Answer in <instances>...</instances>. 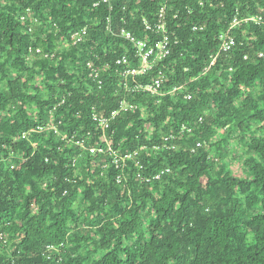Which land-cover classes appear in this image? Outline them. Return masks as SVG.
<instances>
[{"label":"trees","instance_id":"obj_1","mask_svg":"<svg viewBox=\"0 0 264 264\" xmlns=\"http://www.w3.org/2000/svg\"><path fill=\"white\" fill-rule=\"evenodd\" d=\"M96 1L0 0V264H264V23L234 31L237 45L212 63L219 36L237 17L264 18V0H172L165 23L179 44L137 79L164 72V97L126 92L115 65L127 56L139 66L123 29L161 40L146 22L163 0H116L112 10ZM83 28L86 41L73 45ZM125 96L137 109L112 123L111 145L149 151L142 170L130 162L122 174L109 154L76 143L105 148L93 110L109 113ZM183 126L194 132L176 151L153 150Z\"/></svg>","mask_w":264,"mask_h":264},{"label":"built area","instance_id":"obj_2","mask_svg":"<svg viewBox=\"0 0 264 264\" xmlns=\"http://www.w3.org/2000/svg\"><path fill=\"white\" fill-rule=\"evenodd\" d=\"M116 0H97L95 3V7L99 6H106L109 10H112L113 4ZM172 0H163V4L160 9L159 17L157 22L154 25H149L146 22L147 29L152 31L153 28L156 29L158 34L161 36V40L157 42L155 45L151 44L148 40H138L132 33L123 29L121 31V37L126 41L132 43L136 47L137 58L139 60L138 67H129V59L127 56H123L118 58L115 61V65L120 67L121 70L118 72L121 74V77L124 79L126 86V92H143L145 94H149L152 97L159 96L164 97L165 92H162L163 85L166 81V74L164 72H160L156 78H154L148 84H141L137 82L138 78L145 77L149 75L159 63L164 62L165 59H168L172 55L173 47L179 44L178 39L172 38V35L169 33V29L165 23L166 20V11L167 8ZM26 18L24 17L23 20ZM112 18H107V30L111 31L112 29ZM264 23V18L262 16H244V17H237L232 22L231 27L227 32L222 33L219 36V48L218 53L215 57H213V62L217 59V57L221 53H228L233 50V48L237 45V39L234 35V31L242 29L244 25L256 27L260 26ZM193 31H197V27L193 28ZM245 31V30H244ZM89 35L88 28H83L71 33L70 40L73 45H79L86 41V38ZM31 54H34V50H30ZM36 54L42 55L40 49L36 51ZM48 57V55L46 56ZM263 57V54L260 55ZM245 59H248L246 56ZM110 66L108 65L107 68ZM87 73L89 75L90 80H92L96 86L100 90L103 88V81H102V74L101 71L93 64L89 63L87 65ZM129 81L133 82V85L128 84ZM185 86L183 87H175L173 89V94H178L184 90ZM185 99L191 100V95H186ZM65 101L60 102L56 105L55 110L58 109L60 106H63ZM137 106L135 104L130 103L126 96L118 103V107L106 114L97 113L96 110H93L92 114V123L100 129L102 132V136L105 142V148L102 147H90L84 141H78L76 144L80 146L83 150L90 151L92 154L96 152L99 154H109L112 158V164L121 171L122 174L125 173V170L130 162H135L139 168L142 170L143 164L142 160L140 159L143 153L149 151L147 147H143L139 151L131 152L126 155H120L117 151L113 149L111 145V136H109V131H111L112 123L118 119L122 114L135 111ZM79 115V114H78ZM204 123L203 118H199L197 123L198 125H202ZM62 125V122H54L51 125V128L58 133V126ZM40 132L45 131L44 127L37 128ZM194 132V127L183 126L177 132L168 134L162 138V142L160 145L156 144L153 146V150L155 151H163V152H173L176 151L178 148L177 142L179 137L182 135H192ZM19 142H30L29 134L23 133L19 138ZM72 142V141H70ZM205 145L204 142H198L196 147L192 149V153H195L198 149L203 148ZM105 165L104 167H106ZM170 170L167 169L164 172H169ZM161 175H158L155 179H160ZM118 182H122V175H119ZM66 194V193H65ZM3 238V237H1ZM52 248L49 247V250Z\"/></svg>","mask_w":264,"mask_h":264}]
</instances>
